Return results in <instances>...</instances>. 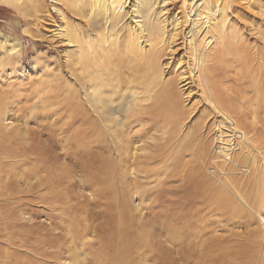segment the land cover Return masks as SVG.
Listing matches in <instances>:
<instances>
[{
  "label": "bare ground",
  "instance_id": "bare-ground-1",
  "mask_svg": "<svg viewBox=\"0 0 264 264\" xmlns=\"http://www.w3.org/2000/svg\"><path fill=\"white\" fill-rule=\"evenodd\" d=\"M2 1L9 3L24 17L34 16L29 17L33 19L23 27L24 33L37 40L44 37L45 33L40 32L38 25L41 18L46 15L36 16L42 11L40 0H30L21 4L12 0ZM54 1L57 6H53V9L60 13V16L47 15L48 18L45 20L52 21L50 26L52 29H48L52 33L49 32L53 38L60 37L61 40L57 42L66 48L60 51L63 62L61 64L56 62L57 67H53L42 52L33 56L31 61L35 66L39 65L38 70L45 75L44 78L25 81L22 77V64L19 62L22 42L9 34L0 33V207L7 209L4 214L6 221H0V246L3 244L7 249L0 251V264H190L193 252L196 251L204 264H214L213 257H217L218 264H264L263 232L246 247L247 243L244 245L237 242L238 238L234 239L233 232L220 236L212 232L208 235L207 226L209 220L221 221L218 213L223 214V210L231 217L227 218V221L234 223L241 220L239 214L243 209L254 212L256 211L254 208L258 207L264 214V168L260 164L261 160L264 162V120L259 121L262 126L257 128L249 115L234 114L236 109H239V112L241 109L219 90L214 79L220 70L223 71L221 75L225 78L229 76V72L226 71L229 67L235 69L237 67L238 72H235L238 76L247 77L254 83L257 91L256 102L264 111V0H182L180 15L167 8L171 0ZM242 4L245 11L237 10L236 21L230 23L228 20L230 9ZM128 5L131 6L129 9ZM197 10L205 11L208 19L213 22L209 29L217 30L209 36L203 31V36L198 41L197 37L202 33V27H199L198 18L195 17ZM128 13L132 21L126 29L124 23ZM64 15L84 20L86 30H82L77 24L66 23ZM237 24L242 27L236 26ZM244 27H252L249 31L254 36L253 43L243 35ZM178 37L191 52L193 66L191 70L197 73L196 78L205 96L204 100L210 105L207 107L208 114L212 112L215 116L211 122L214 126L213 141L217 140L218 151L213 150L216 154L209 159L213 162L212 164L210 162L212 168L215 166L217 169V177H221L216 179L220 187H211L217 196L213 201L208 200L207 203L211 205L208 211H202L204 204L193 206L191 203L193 197L204 200L206 198L203 197L204 192L193 193L188 190L184 194H179L178 198L175 196L177 203H189V211H178L181 217L173 221H182L187 214V221L192 222L196 219L201 221V224H198L200 230H197L194 239L191 236L187 239L174 237L171 236L172 232L165 233V239H162L159 234H153L152 226H149V229L147 223L143 222H151V218L160 216L153 207H149V200L143 201L146 195L153 192L152 189L159 193L161 188L156 187H146L147 190L143 189L137 193L139 203L133 205L135 217L130 216L134 221L129 219L125 221L123 216L113 215L109 220L96 221L100 218L95 211L106 201L101 200L100 196H95L96 191L99 194L105 193L99 191L103 188L95 179L98 178L99 172L102 173V166L108 164L109 155L93 151L95 141L91 136L85 135L88 128L96 127L101 121L113 129L145 124L141 110L127 111L120 118L118 114L122 106L129 104L126 109L132 107L130 101L138 99L144 91L146 93L140 99V103H134L136 109L142 107L144 101H150V107L143 113L154 117L162 105L173 106L172 109L177 116L175 122L177 124L182 122L180 117L183 118L185 113L178 114L180 100L173 90L171 80L166 79L167 82H164L163 71H160L164 64L168 66L174 59L177 44L175 41ZM202 41L215 42L217 46L209 49L210 46L201 43ZM176 65L179 64L175 62ZM130 68L135 71L124 77L125 70ZM181 69L180 76H184L188 71ZM65 70L76 77L78 84H75L72 78L66 79V84L61 83L60 76ZM184 80L185 76L181 81ZM182 82L183 88L189 83ZM161 83V88L155 91V87ZM106 90L109 92L105 94ZM117 95L119 99H115ZM122 98L128 100L124 105ZM85 101L89 103V107L83 105ZM61 115L64 116L62 125L55 124ZM206 119L205 116L198 119V124L203 126ZM246 128H251L252 133ZM53 129L56 136L50 134V130ZM118 132L116 131L112 137L111 146L108 145V148L111 154L115 152L118 157L119 174L123 181L127 182L129 189L126 192L129 195L132 194L134 187L128 180L130 178L137 180L142 170H145L142 163L149 161L143 159L145 158L143 156L149 152L150 146L153 145L151 143L156 138L148 135L145 137L140 130L125 131L124 136ZM80 133L82 135H79ZM46 135L48 137L52 135L54 142L58 140L57 146L61 149L60 153L62 152L64 159L57 158L46 149L48 141ZM71 138L81 139L82 142L80 140L72 144ZM201 140L205 141V137ZM204 146L205 143L202 145V158L209 154V149L204 150ZM79 153V157L71 161L66 160L70 158L69 155ZM90 156L96 162L95 166L94 161H90V165L85 159ZM70 164L72 166H68ZM76 164L78 172L74 168ZM225 171L237 172L238 176L225 177L227 174L223 173ZM210 173L212 175L213 172ZM250 182H253L252 189L243 191L241 186ZM75 183L86 188L85 195ZM135 187L142 189L141 184ZM180 187L177 186L176 190ZM77 189L79 197L83 195L86 197L84 201L73 205L70 203L71 193ZM229 192L234 195L232 202L231 198L226 197V193ZM252 193L255 195L254 201L250 198ZM158 195V198L154 197L151 201L160 203L163 197L161 194ZM220 199L228 207L223 206ZM35 204H40L44 211L37 210L38 213L29 211L30 205ZM39 212L45 213L42 220L36 219L37 214L40 216ZM208 212H212L210 216L207 215ZM105 213L108 214L109 211L105 210ZM261 220L264 221V217ZM163 221L168 223L163 222L161 228H164L165 232L172 231L170 227H174V222L169 223L172 220L168 219V215ZM129 222L132 224H128ZM263 224L262 222V226ZM135 226H138L139 230ZM192 227L195 228V225ZM175 231L179 232L177 228ZM229 237L233 238L223 243L222 240ZM209 259L210 263H207L206 260Z\"/></svg>",
  "mask_w": 264,
  "mask_h": 264
},
{
  "label": "rangeland",
  "instance_id": "rangeland-1",
  "mask_svg": "<svg viewBox=\"0 0 264 264\" xmlns=\"http://www.w3.org/2000/svg\"><path fill=\"white\" fill-rule=\"evenodd\" d=\"M12 1H14L15 3L21 4L22 2H28L30 0H12ZM39 2L42 3V11H39L36 16L37 17H41L42 15H46V16L45 17L43 16V18H41V21L39 22V25H38L39 28H40V32L42 34L45 33L44 37L39 39V40H37V39H33L31 36H29L28 34L24 33L23 30H22L23 27H25L28 22H31V20L34 18V16H29V17H33V18L24 17L15 8L11 7L9 5V3L7 4L6 2L0 0V33L5 34V35L9 34L12 37L18 38L22 42V48H21V52H20V54H21L20 57L21 58H19V62H20V64H22V68H23L22 77L25 79V81L26 80L37 81L40 78H44L45 77V75L41 74L40 70H38V69H40L39 67H37L39 65L35 66L33 64V62L31 61L33 59L34 55H36L38 52L44 53V55H46V58L51 63V65H53V67L54 66L57 67L55 64H57L58 62H60L59 64H61V62H63L60 51H64L65 48H66V46L62 45V43H59V41L61 40L60 37H58L56 39V37L53 38V36L51 35L52 32L50 30L52 28H50V26H51V22L52 21L45 20L46 17L48 18L49 15L58 16V17L60 16V13H58L57 11H55L53 9V6H57V3L54 0H40ZM170 2L171 3L168 5L167 8H171V10L174 13H178L180 15V12H182V8H181L182 0H171ZM130 7L131 6L128 5L127 9H129ZM243 7L244 6L242 4L240 6L233 7L232 10L230 9V12L228 14V20H229L230 23L232 21H236V17L238 15L237 10L245 11L243 9ZM195 14H196L195 17L198 18L197 19V23L200 24L199 27H202L201 28L202 33H200L199 36L197 37V41L202 38L204 32H205V34L207 36H209V35L213 34V31H217L216 29H213V30L209 29L210 25L213 22H212V20L208 19V16H206V12L205 11L197 10ZM64 21H66V23L69 22L72 25H76L77 24V25L81 26L82 30H86L84 20L82 21L81 19H78L77 17H70L68 15H64ZM131 21L132 20H131L130 14L128 13L126 15V20H125V23H124V26H125L126 29H128V26H129ZM55 26H57V25H55ZM236 26H239V27L241 26L242 27V25H240V24H237ZM54 28H56V27H54ZM251 28L244 27L243 28L244 29L243 35L248 39V41L250 43H253L254 36L252 34H250L251 32L249 31ZM48 29H50V30H48ZM57 40H59V41L57 42ZM201 43H204V41H202ZM57 44H58V46H57ZM175 44H176L175 45V51H174V55H173L174 59L171 62L174 65L171 64V63L168 64V66L164 64L162 66V69H160V71L161 70L163 71V78L164 79L162 78V80L164 82H167L166 79H168L169 81L171 80V83H172V86H173V90H174V92L176 93V95L178 96V98L180 100V102H179L180 105L178 107L179 108L178 109V114L181 115V114L185 113L183 118L180 117L182 122L180 124H177L175 122V121H177V119H176L177 116L174 114V111L172 109V108H174L173 106L171 107V106H167V105H162L163 108H162V106H161V108H158L157 113H156V115L154 117L153 116H147L146 113H143V112H145L147 110V108L150 107V103H149L150 101H144L143 104H142V107L140 106L138 109H136L134 107V103L135 102H139L140 99L143 98L144 93H146L144 91L138 96L139 100L136 99V100H131L130 101V105L132 104L133 108L129 106V107H127L128 109H126V106L129 105V104H126L125 101H128V100H126V98H122L123 105H124V103L126 105L122 106L121 109H119L120 113H118V114H119V118H120V117L124 116V113L127 112V111H129V112H139L141 110V111H143V112L140 111L141 115L144 116L143 120L146 121L145 124H143V125L140 124L137 127H133V126L132 127H117V128L113 129L112 126H109L107 123H104V121H101V122L99 121L100 124L96 125V127L88 128L86 130L87 132H86L85 135H89V136H91V139L92 138L94 139L95 145L93 147L94 148L93 151L95 150V152H98V153L100 152L103 155H106V154L109 155L108 164L105 165V166L104 165L102 166V168H101V172L102 173L99 172V176H98L99 180H98V178L95 179L98 182V185L101 186V188H103V189H101L99 191H104L105 192L104 194H99V192L96 191L95 196L96 197L100 196L101 200L106 201V202H104V205L101 208L96 209L95 212L97 213L98 218H100L99 220H96V221H100V220L102 221L103 219L104 220H109L112 215H113V217H119V216L122 217L123 216V220H125V221H129V220L130 221H134V220L130 219V216H132L133 218L135 217V214H134V211H133V205L136 204V203H139V197H137V195H138L137 193H139L143 189L147 190V188L156 187V188H161V189H159L160 191H158L159 192L158 194H161V196L163 197V199L160 200L161 202L158 203L156 201V203H155L154 201H151V200H153L152 198H154V197L158 198V196H159L157 193H155V189H152L153 192L151 194L146 195L144 197L143 201L144 202H148V200H149V204H148L149 207H153L154 210L159 212L160 216H157L155 218H151L150 220H151L152 224H151L150 221H143V222L145 224L147 223L146 225L148 226L149 229L152 226L153 229H154L153 230V234L154 235L159 234V236L162 239H165L164 234L167 233V232L169 234H171V232H172L171 236H174V237H176V236L177 237H185V239H187L188 237L191 236V238L194 239V237L196 236L197 230H200V229H198V224H201V221H198L197 219H196V221H192V222L191 221H187L188 220V214H187V217H184L182 221H173V220H177V219H179L181 217V215L178 214V211L179 212H182V211H185V210L189 211V209H188L189 208V203H181V204L177 203L175 198L176 197L178 198L180 196L179 194H184L188 190H191L193 193H198V192L203 193L204 192L203 193V197L204 198L206 197L204 200L199 198V197L194 199V197H193L191 199V203L193 204V206H201V205L204 204L203 206H205V207H204V209H202L203 212L208 211L211 208L210 207L211 205L209 206V204L207 202H208V200H209V202L213 201L216 198V196H217L216 195L217 193H215V190H213L211 187L212 186H215L217 188L220 187V183L218 181H216V179H221V177L219 178V176L217 177V175H216L217 174V169L215 168V166H213V168H212V165H211L213 163V162H211L212 156H213V154L215 155L216 154L215 152L218 151V149H217L218 148L217 147L218 143H217V140H216V142L213 141L214 131L212 130V127H214V126H212V122L211 121H213L215 116H214V114L212 112L208 114L207 107L210 106V105L204 100L205 96L203 94V91L201 90V86L198 85V81H197V78H196V74L197 73L195 71L192 72V70H191V67H193L192 63H191V59H192L191 52H190L188 46L186 47L185 44L182 43V39L180 37H178L176 39ZM204 44L210 46L209 49H212L213 47L217 46V43H215V42L209 43L208 41H206ZM36 49H37V51H36ZM162 61H164V60H162ZM175 62H176V64L178 63L179 65L175 66ZM232 65H234V64H232ZM33 68H35V70H33ZM140 68H142V67H140ZM181 68H184V69H186L188 71L184 75L186 77V80H184L183 82L181 80H183L184 76L183 75H182L183 77L180 76V74H181L180 71L182 70ZM218 70H220V69H218ZM132 71H135V70L133 68L127 69V71L125 70L124 77H128L129 73L130 72L132 73ZM226 71H227V73L229 72L228 73L229 76L224 78V76L221 75L223 73V71L220 70V72L215 75L214 79L217 81V86H218L219 90H222V93L227 95L228 97H230L232 99V102H234L235 106L237 108L241 109V112H239L240 111L239 109H236L235 112H238V113L234 112V114L240 115V114L243 113L244 115H249V118H251L255 122V126L257 128L262 126V123L261 122L259 123V121L261 119L264 120V111L260 109L259 104H257V102H256V100H257V98H256L257 97V95H256L257 93L256 92L257 91L255 89L254 83L251 82L249 80V78L247 79V77L238 76V74L236 73V72H238L237 67H236V69L234 67H229V69L226 70ZM189 72L192 73V74H190ZM69 74H68V70L67 71L66 70L62 71V74L60 76V78L62 80L61 83L62 84H66L65 82L67 80H69V79L71 80V78H72V80L75 82V84H78V81L75 79L76 77H73L71 74L70 75ZM66 76H67V78H65ZM237 76H238V78H237ZM178 78H179V80H178ZM24 79H22V80H24ZM174 79H176V81ZM186 81L189 82V83L184 85V88H183V86H181L182 85L181 82L185 83ZM75 86H76V88H78L77 85H75ZM161 86H162V83L159 84L158 86H156L155 87V89H156L155 91H158L161 88ZM238 88H240L241 90L238 89ZM104 92L106 94L109 91L106 90ZM125 93H127V92H125ZM245 95L246 96L248 95V96L245 97ZM239 96H240L241 99L239 98ZM153 98H155V96ZM115 99H119L118 95L115 96ZM122 102H121V105H122ZM236 102H237V104H236ZM83 105L89 107V103L87 101H85ZM139 105H141V104H139ZM253 105H254V107H253ZM159 106L160 105H158V107ZM165 106H166V108H165ZM243 107H244V109H243ZM123 109H125V110H123ZM162 110L163 111L165 110V111L162 112ZM159 115L161 116L160 118H159ZM258 115H259L260 118L258 117ZM93 116L95 117V115H93ZM203 116H205L207 118L206 119L207 121L205 120V124H203V126H201V125L198 124L199 123L198 119L202 118ZM209 117H211V118L209 119ZM63 118H64V116L61 115L58 118V120L55 122V124L62 125ZM219 118H221V117L219 116ZM169 124H170V126H169ZM47 127L49 129H52V127L49 126V125H47ZM246 129H248V131L250 133H252V131H253V130H251V128H246ZM130 130L131 131L140 130L142 132V134L145 135V137H146V135H148V136H153L154 139L155 138L156 139H155V141H152L151 145L152 144L153 145L150 146V148H149L150 150L148 149L149 152L147 154H145V156H143V157H145L143 159H146V160L149 161V162H143L144 164L142 163V165H144V167H145V170H142L143 172L140 173L139 178L137 180H134L133 178H130L129 180L127 179L130 183L132 182L131 186L134 187V188H132V194L129 193V195H128V193L126 192V190L129 189V187L127 186V182L123 181L122 177L119 174V169H118V166H117L118 157H117L115 152H113V154H111L110 148H108V147L111 146V143H112V140H113L112 137L116 134V131H119L118 133L121 136L122 135L124 136V132L125 131H130ZM159 130H161V131H159ZM210 133H212V134H210ZM50 134H52L53 136H56L55 130L54 129L52 131L50 130ZM79 135H82V133H80ZM79 135H78V137H79ZM159 135H161V136H159ZM51 136H49V137L47 135L45 136L47 138V140H48L47 143H46L47 144L46 145V149L52 155H55L57 158L64 159V157L62 155V152L60 153L61 149L57 146L58 145V140H56V142L52 141V137ZM202 137H205V141L201 140ZM80 140L77 139V138H71L70 143H72V144L73 143H77ZM81 142H82V140H81ZM109 142H110V144H109ZM167 143L169 145H167ZM203 143H205V146H204L205 149L204 150L209 149V154L207 156H205L204 158H202L203 157V149H202ZM78 145H80V144H78ZM178 146H181V147H178ZM101 147H103V148H101ZM184 147H186V148H184ZM192 148H194V149H192ZM213 150L215 152H213ZM192 154H194V155H192ZM169 155H171V156H169ZM79 156H80V153L77 154V155H73V156L69 155L70 158H66V160L69 159V161H71L75 157H79ZM209 157L211 159H209ZM259 158H261V155L259 156ZM85 159H87V161L89 162L90 165H91V162L94 161L91 156L88 157V158H85ZM261 161H260V164L263 165V168H264V162H263V160H261ZM210 162H211V164H210ZM95 165H96V162H95L94 166ZM149 165H151V166H149ZM68 166H72V164H70ZM77 166H78V164H76V166L74 168H76L77 172H78L79 170H78ZM168 167H169V169H167ZM193 167H195V168H193ZM103 168H104V170H103ZM206 169L208 171H205ZM210 172H213L212 175H211ZM230 172L231 173H227V171H225L223 173H227L225 177H229L230 176L229 178H237V176H238L237 172H235V173L232 172V171H230ZM178 173H179V175H178ZM213 174H214V176H213ZM180 175H182V177ZM206 175H208V176H206ZM104 180H105V182H104ZM207 180H209V181H207ZM119 181H120V183H119ZM176 182H177V184H176ZM210 182H211L212 185L210 184ZM181 183H182V185H179ZM200 183H203V185L200 184ZM75 184H76L77 187H79L78 189H81L83 191V194L85 195L86 192H87L86 188L84 186H81V185L77 184V183H75ZM140 184H141L142 189L135 187L137 185L140 186ZM252 184H253V182H250L249 184L241 186V189L243 191L251 190L252 189ZM164 185L165 186L167 185V186L165 187ZM175 186L176 187L177 186H181V187L176 190ZM198 187H199V189H198ZM78 189H77L76 192L71 193V199L73 201L71 200L70 203L73 204V205H76L78 202L84 201L85 197H86L84 195L82 197H79L78 196V192H79ZM84 191H86V192H84ZM208 191H210V192L208 193ZM253 194L254 193L251 194L250 198H251V200L254 201L253 197L255 195H253ZM154 195H156V196H154ZM226 197L231 198V202H232V198L234 197V195L229 192V193H226ZM201 202H203V203H201ZM220 202L222 203L223 206L225 205L226 207H228L224 203L223 200L220 199ZM169 205H171V207ZM184 206H186V207H184ZM153 208H152V210H153ZM155 208H157V209H155ZM254 209L256 210L254 212L248 211V209H243L245 211L241 210L240 211L241 213L239 214L241 220L235 222L237 224H235L234 222H228L227 218H231V217H229L227 214H225L226 210H223L224 211L223 214L218 213L219 216L221 217V221L209 220V222L207 223L208 235L211 234L212 232L217 234L218 236L223 235V234L224 235H228V234H230V232H233L234 233L233 234L234 235V239L238 238V239H236L238 243H242L244 245L247 243L245 246L249 247L251 242H253L254 240L258 239L260 237V235L262 234V232L264 233V224L262 226V222L264 223V221L261 220L262 217H264V214L262 212H260L258 207L254 208ZM31 210H32V212L34 211V213L35 212L38 213V211L43 210V208H42V206H40V204H35V205H30L29 211H31ZM105 210H108L109 213L108 214L105 213ZM2 211H4L5 213L3 212V214H0V221H6L7 218L4 217L5 216L4 214H6L7 209L4 208V207H0V213H2ZM120 211H121V213H120ZM125 211H126L127 214L125 213ZM167 211H169V212H167ZM172 211H173V213L171 214ZM214 211L217 212L216 210H214ZM113 212L114 213L116 212V213L114 214ZM165 212L168 213L167 214L168 215V219L172 220L171 222L169 221V223L172 224L174 222L173 223L174 227H170V229H172V231H167L166 230V232H165L164 228H161L163 222H167L168 223V221H163V219H165L166 216H167L165 214ZM211 213L208 212L207 215L210 216ZM44 214L40 213L39 215L41 217L40 216L38 217V214L36 215L37 217L36 216L35 217H36L37 220L38 219L42 220V217L43 218L45 217ZM125 214L128 215V216H126ZM177 215H178V217H177ZM251 215H252V217H251ZM172 217H174V219ZM249 217H250V219H249ZM196 218H197V216H196ZM252 218H253V220H251ZM240 222L242 223V225H241ZM189 223H190V226H189ZM128 224H132V223L129 222ZM192 225H195V228L192 227ZM245 226H246L247 229L246 228L244 229ZM137 227L138 226H135V228H137ZM253 227H254V229H253ZM176 228L178 229L179 232L175 231ZM137 229L139 230V227ZM165 229H167V228H165ZM244 230H246L247 233ZM249 230H251V232ZM174 231H175V233H174ZM160 233H161V235H160ZM181 234H182V236H181ZM241 235H242V237H240ZM244 235L247 238L243 237ZM231 238H233V237L225 238L222 241L224 243L225 241H227V239L231 240ZM0 249H2V250H0L1 252L3 250H7L6 247L3 244H1ZM87 252H88V250H87ZM245 255H246V253H245ZM5 257H6V255H5ZM245 257H247V256H245ZM213 259H214L213 260L214 262L213 261L212 262L214 264H218L217 257L216 258L213 257ZM191 261L192 262L190 264H192L193 262H195V264H204L202 262V260L199 258L197 251L193 252ZM206 261H207V263H210V259L206 260ZM178 264H180V263H178Z\"/></svg>",
  "mask_w": 264,
  "mask_h": 264
}]
</instances>
